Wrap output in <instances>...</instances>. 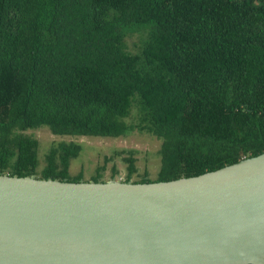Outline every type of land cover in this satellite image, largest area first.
Segmentation results:
<instances>
[{
    "label": "trees",
    "instance_id": "obj_1",
    "mask_svg": "<svg viewBox=\"0 0 264 264\" xmlns=\"http://www.w3.org/2000/svg\"><path fill=\"white\" fill-rule=\"evenodd\" d=\"M41 126L159 139L155 176L127 150L122 181L194 176L263 152L264 0H0V173L78 181L68 165L79 145H50L40 161L27 131ZM107 159L89 180H105ZM116 174L112 165L106 180Z\"/></svg>",
    "mask_w": 264,
    "mask_h": 264
},
{
    "label": "water",
    "instance_id": "obj_2",
    "mask_svg": "<svg viewBox=\"0 0 264 264\" xmlns=\"http://www.w3.org/2000/svg\"><path fill=\"white\" fill-rule=\"evenodd\" d=\"M0 264H264V151L164 181L0 173Z\"/></svg>",
    "mask_w": 264,
    "mask_h": 264
},
{
    "label": "rangeland",
    "instance_id": "obj_3",
    "mask_svg": "<svg viewBox=\"0 0 264 264\" xmlns=\"http://www.w3.org/2000/svg\"><path fill=\"white\" fill-rule=\"evenodd\" d=\"M136 39V35L126 39V44L130 50H134L133 42H136ZM136 115L135 109L132 108L130 114L125 117V122L127 124L136 122ZM27 132L38 140V157L40 161L50 145H55L60 141L77 143L80 150L76 157L70 159L68 173L72 177L81 170L80 179L84 181L90 179L94 168L101 165L104 158L108 159L104 164L102 179L106 180L111 172L112 165L117 171L114 178L121 179L125 173L126 163L123 161V157L127 155V150L132 151L138 173L147 170L148 176L154 177L158 169L159 155L156 151L159 147V139L148 133L128 131L116 137L53 135L45 126Z\"/></svg>",
    "mask_w": 264,
    "mask_h": 264
}]
</instances>
